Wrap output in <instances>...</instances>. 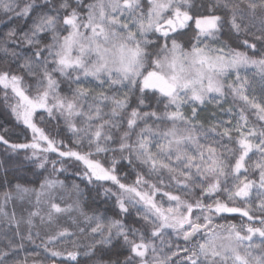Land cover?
Listing matches in <instances>:
<instances>
[{"label": "snow or ice", "instance_id": "obj_1", "mask_svg": "<svg viewBox=\"0 0 264 264\" xmlns=\"http://www.w3.org/2000/svg\"><path fill=\"white\" fill-rule=\"evenodd\" d=\"M0 15V264H264V0Z\"/></svg>", "mask_w": 264, "mask_h": 264}, {"label": "trees", "instance_id": "obj_2", "mask_svg": "<svg viewBox=\"0 0 264 264\" xmlns=\"http://www.w3.org/2000/svg\"><path fill=\"white\" fill-rule=\"evenodd\" d=\"M7 18L3 17L2 15H0V33H3L4 31H6V26L4 21H6ZM21 24H23V21L19 22ZM11 26V25H8ZM5 58V54L3 52H0V61H4ZM257 88H259V85H257ZM257 94H259V92H257ZM225 108L228 107L227 104L224 105ZM215 112L216 109L212 106H209V109L204 113V115H208V112ZM218 116L222 115V118L224 120L228 119L229 116L227 114H220L217 113ZM23 155V154H21ZM6 159L3 149L0 148V191H3L5 187H11L12 184H14L16 182V177H17V173L13 170L14 166H15V161L9 162V163H2L4 160ZM76 169L71 168L69 169V174H71V172L75 171ZM28 177L31 179L32 175L31 173H28ZM64 177H61V179H63ZM73 180H76V182L79 183V179L72 176L71 177ZM83 187V185H81ZM89 203L92 204L93 207H98L100 208L102 211L107 207L104 203H103V198L102 197H96L95 193H93L92 197L89 198ZM17 210L19 211V208H17ZM234 221L236 223H239V218L238 217H234L233 218ZM222 222V221H221ZM57 264H59V261H57Z\"/></svg>", "mask_w": 264, "mask_h": 264}, {"label": "rangeland", "instance_id": "obj_3", "mask_svg": "<svg viewBox=\"0 0 264 264\" xmlns=\"http://www.w3.org/2000/svg\"><path fill=\"white\" fill-rule=\"evenodd\" d=\"M229 118H230V117H229ZM229 118H228V119H229ZM228 119H226V120H228Z\"/></svg>", "mask_w": 264, "mask_h": 264}]
</instances>
